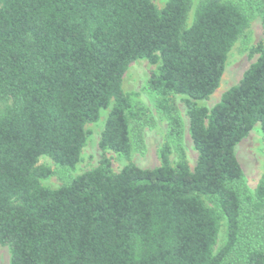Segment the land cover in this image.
I'll list each match as a JSON object with an SVG mask.
<instances>
[{"label": "trees", "instance_id": "16d2710c", "mask_svg": "<svg viewBox=\"0 0 264 264\" xmlns=\"http://www.w3.org/2000/svg\"><path fill=\"white\" fill-rule=\"evenodd\" d=\"M255 1L264 29V0ZM189 11V0L162 9L152 0H0V245L9 264H228L244 224L264 232V168L251 194L235 156L256 124L264 139V41L238 84L211 109L199 106L250 17L201 0L187 26ZM140 59L158 64L148 88L170 134L181 128L174 97L185 98L192 170L181 150L171 165L169 143L157 168L130 160L137 115L122 81ZM104 110L98 165L43 186L52 171L38 158L74 168L86 125ZM106 151L126 159L119 172ZM241 252L243 264H264V248Z\"/></svg>", "mask_w": 264, "mask_h": 264}, {"label": "rangeland", "instance_id": "374dc122", "mask_svg": "<svg viewBox=\"0 0 264 264\" xmlns=\"http://www.w3.org/2000/svg\"><path fill=\"white\" fill-rule=\"evenodd\" d=\"M200 1L189 0L190 11L186 21L187 26L191 24L193 11ZM221 1L238 5L250 17V24L228 53L225 68L216 91L208 100L197 102L199 106L207 109H211L216 105L224 92L238 84L244 72L257 58V55L251 54V49L259 42L264 41V29L261 17L256 11L255 0ZM152 2L158 9H162L166 0H152ZM157 67L158 64L152 65L147 60L140 59L130 64L123 76V91L129 96L132 109L137 115L130 123L132 145L130 160L141 169L157 168L160 165L161 147L164 143H169L171 146V165L173 166L177 162L181 150L192 170L196 162L197 152L189 135V120L186 114L185 98L182 96L174 97L181 128L176 134H170L168 121L156 110L155 95L148 88V79L151 73L157 70ZM107 114L108 110L101 111L99 120L96 123L86 125L85 129L89 134L82 149L80 160L74 168L60 166L47 156L38 158V165L48 167L52 171L48 178L40 180L43 186L57 189L72 178L98 165L102 158L98 142ZM105 156L110 160L111 169L115 173L119 172L126 164V159L123 156L112 151H106ZM235 156L242 169L245 186L253 194L264 168V139L259 124H256L247 137L236 146ZM251 225H243L239 250L236 254H233L228 264H243L240 247L246 248L247 245H250L264 248V232L262 233L258 227ZM224 239L225 228L222 222L216 251L222 246ZM9 262V248L0 245V264H9Z\"/></svg>", "mask_w": 264, "mask_h": 264}]
</instances>
